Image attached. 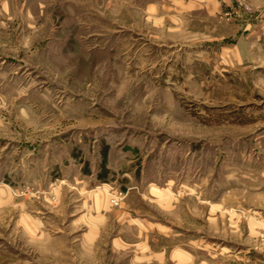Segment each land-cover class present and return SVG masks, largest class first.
I'll list each match as a JSON object with an SVG mask.
<instances>
[{
    "label": "rangeland",
    "instance_id": "obj_1",
    "mask_svg": "<svg viewBox=\"0 0 264 264\" xmlns=\"http://www.w3.org/2000/svg\"><path fill=\"white\" fill-rule=\"evenodd\" d=\"M262 186L264 0H0V264H264Z\"/></svg>",
    "mask_w": 264,
    "mask_h": 264
},
{
    "label": "crops",
    "instance_id": "obj_2",
    "mask_svg": "<svg viewBox=\"0 0 264 264\" xmlns=\"http://www.w3.org/2000/svg\"><path fill=\"white\" fill-rule=\"evenodd\" d=\"M137 186H131V190L129 189L126 193L125 198L121 201L119 206L113 207L111 206L105 194L100 197L94 196L89 203V207H87L86 212L78 213L77 217L82 216L84 219H89V223H85V229L83 230V235L85 236L84 241L88 240L90 242H95L101 235V230L108 224L110 219L115 220L120 224L121 232L115 234L111 239V244L115 249H124L125 246L131 244L133 242L137 243L139 240H132L126 237L127 233L125 231L131 230L135 228L137 230L136 237H143L144 235H148L147 225L151 222L148 219V215L143 213V205L149 204L152 202L156 203L161 208H167L171 210H175L177 207V202L171 197H161L158 195L161 193V189L156 187V185H150L149 193L153 194V197H147V193L138 192L135 189ZM256 194H258L259 199V209L255 212L260 214L262 211L261 208L263 206V197H264V187H259L258 190H254ZM140 194V195H138ZM256 196V195H255ZM256 205V204H255ZM81 218V217H80ZM238 218V217H237ZM153 226H160L162 223L160 222H151ZM125 228V230H124Z\"/></svg>",
    "mask_w": 264,
    "mask_h": 264
},
{
    "label": "bare ground",
    "instance_id": "obj_3",
    "mask_svg": "<svg viewBox=\"0 0 264 264\" xmlns=\"http://www.w3.org/2000/svg\"><path fill=\"white\" fill-rule=\"evenodd\" d=\"M67 2V1H66ZM75 9V8H74ZM36 11V10H35ZM33 12V11H32ZM78 12V11H77Z\"/></svg>",
    "mask_w": 264,
    "mask_h": 264
}]
</instances>
